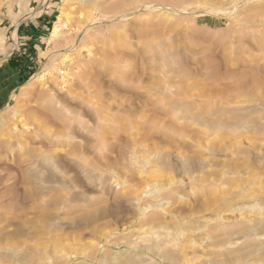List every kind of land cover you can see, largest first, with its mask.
<instances>
[{
	"label": "rangeland",
	"instance_id": "374dc122",
	"mask_svg": "<svg viewBox=\"0 0 264 264\" xmlns=\"http://www.w3.org/2000/svg\"><path fill=\"white\" fill-rule=\"evenodd\" d=\"M66 1L0 0V141L41 137L0 159V264H264V0L131 17L73 80Z\"/></svg>",
	"mask_w": 264,
	"mask_h": 264
},
{
	"label": "bare ground",
	"instance_id": "6f19581e",
	"mask_svg": "<svg viewBox=\"0 0 264 264\" xmlns=\"http://www.w3.org/2000/svg\"><path fill=\"white\" fill-rule=\"evenodd\" d=\"M74 2H76V3H74ZM74 2L72 3V2H70V0H67L62 5V7H61V9L57 15L56 23H55L54 28H53L51 35H50V39H53V38H57L58 36L59 37L62 36V33H64V35H63L65 37L64 41H65V43H67L66 50H68V52L69 51H71V52L75 51L74 53H76V54L78 53V55L76 56L77 58L75 59V57H74L75 61L74 62L72 61L73 64L71 66H70V64H68L69 67H71L70 68L71 70H70V72H67L66 75L67 76H68V74L71 75L72 80L74 79L75 76L80 77V78L82 77V72H81L82 70L81 69H83V73H84L85 69L82 68L81 66H82V64L85 63L86 60L89 61L90 63L92 62V63H97V64L98 63H100V64L106 63L107 64V63H111V62L112 63L116 62V64H117L118 62H120V59L121 60L123 59V58H121L120 53H118L116 50H114V49L118 48L117 44H116L117 48H113V51H111V54H110V52L109 53L107 52V51H109V49L106 51V50H104L106 48H103V46H105L106 44L107 45L111 44L113 42V38H116L115 40H117V41H120L119 39L123 40L124 36H126V33H127L126 27L128 26L127 21L129 18L139 16L141 13L143 14V12H146V11L152 12L155 9H162L164 11L165 10H167V11L174 10V12L179 13V9H180V11H183L182 4H184L180 0H76ZM71 6H72V8H70ZM214 11H215V9L211 10L212 13H216ZM219 14L220 15H222V14L226 15V14H228V12L219 11ZM92 39H97L100 41H99V43H94V41H93V46H94V44L97 46L96 50H93L94 55L92 54L93 51L91 50L92 51L91 54L93 56H90V55L87 56V54L85 56L84 55L85 52L83 53V50L85 49L84 46H86V43L88 40H92ZM91 42L92 41H90V43ZM100 43L102 45L98 49V45ZM113 44H115V43H113ZM121 44H123V43H121ZM107 47H110V46H107ZM120 50H121V48H120ZM121 53H122V51H121ZM68 55H65L64 57L67 59V57L69 58ZM121 55H123V53ZM62 56H63V54H62ZM70 58H71V56H70ZM120 64H122V63H120ZM93 66L95 67V65H93ZM111 66L112 65L110 64L109 67H111ZM118 70H119V71H117L118 73L120 72V70H121V72H123L121 68H119ZM113 72H116V71L114 70ZM91 74H93V73L91 72ZM119 74L121 76L122 73H119ZM88 76L89 75H87V77ZM62 78H64V77H62ZM78 80H80V79L78 78ZM87 80H88V78H87ZM65 81L67 82V80H65ZM69 81H71V80L69 79ZM83 82L84 81H82V83ZM87 89H88V87H87ZM59 101H61V100H59ZM59 101H58V103L60 106L58 109H60V108L62 109V104ZM149 101L151 102L152 99ZM91 106H92V109L94 112H98L99 110H100V112H102L104 110V108H102V107L98 108V107L93 106V105H91ZM90 109H91V107H90ZM99 117L100 116H98V119H100ZM119 118H121V117H119ZM101 120H102V118H101ZM109 120L110 119H108L107 121H109ZM60 121H61L60 127H56L51 132L49 131L48 134H44V135H47L50 138H58L57 143L59 145H62V143H64V140L62 138H64L66 135V132L64 131V129H66L70 125V122L68 121V118H65V117H62ZM102 121L105 122V120H102ZM99 122H100V120H99ZM123 123H125V121ZM209 123L212 125H215L217 122L209 120ZM19 125L24 126L25 124L18 121V124L16 125V127H15V125H13V129H12V131H13L16 128V130H18V132H19V138H17V141H16V145L19 146V148L16 149L13 144H9L7 142L0 141V159H2L3 157H9V156L10 157L11 156L12 157H18V156L24 157L25 154H27L29 156V154L24 151L25 147L23 144L27 143V142L30 143L32 140H34L36 138L35 136H37V138H38L39 134L36 133L37 129L30 131V129L28 130V128H25V127L20 128ZM139 125L141 126V124H139ZM104 126H106V125H104ZM26 132H29V134H26ZM106 132L107 131L102 132L99 136V140H102L103 143H105L107 140ZM38 139H39V142H41V140H40L41 137H39ZM58 201H59L58 198H54L51 200L52 203H57Z\"/></svg>",
	"mask_w": 264,
	"mask_h": 264
},
{
	"label": "crops",
	"instance_id": "0c3cea01",
	"mask_svg": "<svg viewBox=\"0 0 264 264\" xmlns=\"http://www.w3.org/2000/svg\"><path fill=\"white\" fill-rule=\"evenodd\" d=\"M42 27V26H41ZM37 31V30H36ZM36 36V33H33V32H31L30 33V36ZM9 64L11 65V67L13 66V67H15V68H17L18 69V71H20L21 72V70H23L22 69V64H16V65H14L15 63L14 62H10V60H9Z\"/></svg>",
	"mask_w": 264,
	"mask_h": 264
}]
</instances>
